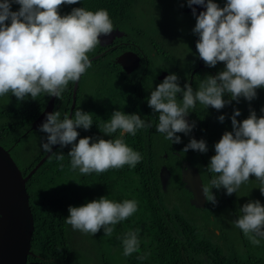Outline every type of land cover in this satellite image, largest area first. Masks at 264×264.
<instances>
[{"label": "clouds", "instance_id": "clouds-1", "mask_svg": "<svg viewBox=\"0 0 264 264\" xmlns=\"http://www.w3.org/2000/svg\"><path fill=\"white\" fill-rule=\"evenodd\" d=\"M188 6L202 5L206 11L196 17L193 29L199 40L196 49L199 58L208 67L218 63L225 69L216 76L208 75L197 90L191 84L182 89L176 74L168 75L151 92L147 103L158 113L156 131L165 134V139L181 143L177 133L188 134L190 126L185 119L197 103L217 110L225 107V94L233 100L243 97L252 101L257 89L264 88V0H227L221 8L213 0H187ZM19 4V11L11 5ZM80 3V0H2L0 2V97L11 93L17 100L26 97L36 100L41 93L59 98L69 82H78L91 67L88 53L99 43L101 36L113 31V23L107 10L74 8L70 14L61 15L60 8ZM193 15H196L193 9ZM10 22V23H9ZM182 94L178 101L177 94ZM264 111V110H262ZM231 118L233 131L225 132L215 144L208 171L216 174L209 185L203 186L207 201L216 203L212 189L223 188L231 196L242 184L255 176L259 191L264 195V116L257 117L254 111L242 122ZM219 120L223 122L224 116ZM92 114L77 108L73 118L60 119V112L50 113L40 131L47 133V142L42 148L52 153V146L72 145L68 157L73 171L80 174L104 173L110 169L135 167L142 159L138 151L129 147L123 137L135 135L138 129L150 127L139 114L127 115L122 111L111 114L108 122L97 125L100 132L111 136L119 130L115 139L93 140L80 138L76 143L78 128L90 130ZM206 153L204 140L191 139L183 149ZM63 160L62 153H54ZM137 211L135 200L115 202L101 197L85 205L68 209L65 222L73 230L96 235L103 229L111 236L114 225L127 220ZM241 215L234 221L245 237L254 245L264 238V205L250 201L240 208ZM123 255L130 256L140 250L138 230L129 231L122 239ZM144 257H138L143 259Z\"/></svg>", "mask_w": 264, "mask_h": 264}, {"label": "trees", "instance_id": "trees-1", "mask_svg": "<svg viewBox=\"0 0 264 264\" xmlns=\"http://www.w3.org/2000/svg\"><path fill=\"white\" fill-rule=\"evenodd\" d=\"M139 2V0H80L78 4L63 5L59 11L63 16L70 14L74 8L84 7L90 11L105 9L115 28L121 27L127 21V24H130L133 10ZM213 2L223 8L227 0H213ZM19 9V4L11 5L12 11ZM105 61L106 59L102 57L92 60L91 67L79 80L72 118L76 109L80 108L83 112L92 114L93 126L90 130L78 128L79 137L76 143L80 138L86 137H92L93 140L97 137L106 140L119 137V130L111 136H106L100 132L97 125L108 122L115 111L119 110L127 115L136 112V107L127 103V97L133 99V95L123 88L124 80L119 66L116 64L105 66ZM195 66L197 64L193 67ZM93 68L101 78L99 91L87 99L83 95L82 80ZM192 68L189 69L187 77ZM209 69L216 70V67ZM211 71L213 74L206 72L205 75L218 74L217 70L216 73ZM203 72L198 69L195 78L203 77ZM74 86L75 83L69 82L66 90L55 100L54 112H60L61 120L71 114ZM225 95L227 97L230 94ZM7 96L12 106L0 110V145L10 151L25 177L49 153L43 148L36 151L37 143L44 138V142H47L48 134L40 130H31V126L45 110L51 97L47 93H41L36 100L26 97L24 101H19L11 93ZM181 96V94L177 96L178 101L182 99ZM144 99L143 103L149 106L146 100L149 99V95ZM228 99L225 98L226 103ZM251 102L253 103L249 109L237 103L234 107L225 104L223 109L218 110L217 119L214 121L222 128L221 132L233 131L231 118L237 110L243 114L241 121L247 119L252 111L258 118L264 116L262 111L264 88L257 89V96ZM220 116L225 117L223 122L219 120ZM189 117L191 126L194 127L188 134L177 133L181 139L179 144L165 139V134L153 133L150 130H137L135 135L125 134L123 137L125 143L134 151H138L142 157L135 167L125 165L123 168L110 169L100 174L82 175L78 169L73 171L71 168V158L68 157V153L72 145H59L26 185L35 223L31 242L33 255L29 256L28 264H85L75 252L72 227L65 220L69 215L70 206L79 207L101 197H108L115 202L124 200L137 202V211L127 220L112 226L114 230L111 236H107L111 242L110 246L119 251L125 264H264V238H259L260 244L254 246L239 229L240 236L237 237L239 241L235 242L226 226L220 225L222 221H233L227 215L232 216L234 211L236 212L234 220L239 217L235 193L229 196L223 188L212 189L216 197L215 204L208 201L204 207L193 204L194 196L186 187L184 173L190 168H196L203 186L209 185L216 175L209 172L207 167L211 157L215 155L214 146L217 138L215 135L203 133L206 122L209 125L211 118L202 108L196 105L195 108L190 109ZM236 119L239 121L238 117ZM155 135H157L156 141L153 138ZM191 139L204 140L208 151L201 153L189 150L184 153L183 149ZM30 141L33 142L31 150L26 145ZM156 144L170 155L169 159L159 164L151 162L153 159L150 154L154 151L152 146ZM57 152L64 155L63 160L56 158L54 153ZM181 159H188L189 162H181ZM164 172L166 175H163ZM254 184L255 176L250 177V180L242 186L249 190ZM178 190L182 191L183 197H179V204L176 203L175 207H171L167 195ZM185 206L192 213L186 212ZM137 230L140 250L130 256H124L122 239L129 231ZM100 239V236H96L93 244L99 247ZM141 256L144 258L138 259Z\"/></svg>", "mask_w": 264, "mask_h": 264}, {"label": "rangeland", "instance_id": "rangeland-1", "mask_svg": "<svg viewBox=\"0 0 264 264\" xmlns=\"http://www.w3.org/2000/svg\"><path fill=\"white\" fill-rule=\"evenodd\" d=\"M140 2L135 6L133 10V16L130 22V30H129L128 38H124L125 41L136 42L139 46H142L145 51L148 52L149 59L155 63H162V47L165 46L169 51L167 54H171L175 61V67L177 68V75L185 76L186 70L187 73L189 69L192 68L198 62V58L196 52L194 51L195 44H197L199 37L198 34L194 33L193 29L196 25V19L193 15L187 12V23L185 22L186 16L185 12L179 11V5L181 4L180 0H139ZM178 7V12H177ZM187 30H186V24ZM133 31V32H132ZM196 34V35H195ZM158 41L160 43H158ZM154 42H157L154 43ZM153 43V45H152ZM145 44V45H144ZM157 46V48L154 47ZM98 46V45H97ZM97 46L88 53V57L94 56L96 51H98ZM146 48H145V47ZM155 54V56H151V54ZM187 56H189V64L187 62ZM171 65V64H170ZM208 67V66H207ZM217 73L225 69V64L218 63L216 66ZM209 68V67H208ZM211 68V67H210ZM216 73V70L211 69ZM206 75L200 77V81L197 80L194 86V90H197L200 83ZM100 77L98 76L97 71L95 69H90L89 74H87L84 79L82 80V91L83 95L89 99L92 97V94H97L99 91V84H100ZM153 77H150L148 80H153ZM226 96V95H225ZM229 98L226 105L234 107L235 104H242L243 108H250V105L253 103L251 101L246 100L245 98L241 97L238 101L233 100L231 97ZM8 96L5 95L0 97V110L5 107L12 106L11 102H8ZM197 106L202 108L204 112L208 113L209 115L213 116L218 110L212 107H206L202 104L197 103ZM238 108V107H237ZM241 113V112H240ZM243 114L241 113L238 116L240 122L242 119ZM213 119V118H212ZM217 119V118H216ZM215 120V119H213ZM232 131V130H231ZM229 132V131H226ZM225 132H219L215 134L218 140L221 139L222 135ZM103 138V137H101ZM40 139V138H37ZM104 139V138H103ZM45 140V138H44ZM44 140L37 143L35 147L36 151L41 150L42 143H45ZM34 141V140H33ZM29 149L31 150L33 146V142H27L26 144ZM30 152V151H29ZM251 178H254L252 176ZM260 183L255 178V184L253 187L249 188V190L245 189L241 185V187L235 193L237 196V214L240 216L241 213L239 212L240 208L243 207L244 204L250 201H260L262 205H264V195L261 194L259 191ZM181 190V189H180ZM176 191L175 193H169L167 195L168 202L171 207H175L174 205L177 203L179 204V197H183L182 191ZM185 211L191 212L187 206L184 207ZM236 212L234 211L230 217L233 219L230 222L222 221L220 225L226 226L227 230L233 236V240L238 242L239 235V228L235 227L234 225V218ZM233 223V224H232ZM202 227V225H199ZM96 236H100V244L99 247L95 246ZM72 237L75 245V252L79 256L81 260L85 264H125L123 258L120 256V253L117 249L110 246V239L104 235V231L98 232L95 236L91 233H83L79 230L72 229ZM73 250V249H72ZM74 251V250H73Z\"/></svg>", "mask_w": 264, "mask_h": 264}, {"label": "water", "instance_id": "water-1", "mask_svg": "<svg viewBox=\"0 0 264 264\" xmlns=\"http://www.w3.org/2000/svg\"><path fill=\"white\" fill-rule=\"evenodd\" d=\"M207 3V0H205ZM195 9L196 15H193ZM189 12L196 18L200 12L206 11L202 5H192ZM117 35H120L118 31ZM100 37V43L103 42ZM129 55H122L118 63L126 68ZM91 61V60H90ZM133 63L138 64V59H133ZM138 66V65H137ZM132 67L131 70H133ZM130 72V71H129ZM79 81L74 86V101L69 118H72L73 109L76 105V96ZM57 97H51L45 110L33 122L31 130H40L43 123L46 122L48 114L54 112L55 100ZM59 144L52 147V153ZM48 153L32 171L23 176L22 171L14 161L9 150L0 145V264H28L29 256L33 255L31 251L32 238L35 230L34 216L30 207V199L27 191V182L51 156ZM163 175H166L164 172ZM184 181L194 196L193 204L197 207H204L206 197L203 194V182L196 168H190L184 173Z\"/></svg>", "mask_w": 264, "mask_h": 264}, {"label": "flooded vegetation", "instance_id": "flooded-vegetation-1", "mask_svg": "<svg viewBox=\"0 0 264 264\" xmlns=\"http://www.w3.org/2000/svg\"><path fill=\"white\" fill-rule=\"evenodd\" d=\"M180 1H181V4L179 5V11L185 12V16H186L185 22L187 23V12L189 9L188 2L187 0H180ZM176 10L178 12V7ZM127 23L128 21L122 24L121 27L113 28V31L110 35L103 36L101 41L103 42L104 45L99 43L96 48L98 49V51H96L95 52L96 54L90 57L89 59L92 61V60H96L102 57L106 59L105 66H107L108 64L110 66H113L114 64L119 66V69L121 70L120 74L123 76V80L125 83V84L123 83V88L124 90H126V92L131 93V95H133L132 96L133 99H131L129 96L127 97V103L134 108L136 107L135 114H139L141 116V119L144 120L146 124L150 125V127L138 129V131H143V130L149 131L150 130V132L158 133L156 131V126L158 124V113H155L152 108H150L149 106L143 103L145 100L144 98L146 95H149V98H150L151 92L155 90L156 86L161 84L168 75L176 74L177 68L175 67V61L173 57H171V54L170 53L167 54L169 49H167L165 46H163L161 49L162 50V54H161L162 63L157 64V62L155 61V63L153 64V62L148 57V52L145 51V49H143L142 46H139L136 42L133 43L129 40L128 41L123 40L124 38H128V33L131 28L130 24H127ZM126 28H129V30H126ZM186 30H187V24H186ZM118 31L120 32L119 36L117 35ZM154 43L157 44V42H154ZM158 43L160 42L158 41ZM154 47L157 48V46L155 45ZM193 48L198 58L197 66L192 68V70L190 71L189 77H187V70H186L185 76L176 74L178 76L179 86L182 89L184 88L185 84H191V86L194 88L195 86L194 84L196 83V81L197 80L200 81V79L195 78L194 76L195 73L198 71V69H201L204 71L203 75H205L206 72L213 74V72L207 67V65L204 64L203 60L199 58V53L196 49V44H195V47ZM125 54L129 55L128 57L129 60L132 59L128 61V63L126 64V68H124L118 63L119 57ZM151 56L154 57L155 54L152 53ZM136 58L138 59V64L135 65V63H133V59H136ZM187 62L189 64V56H187ZM132 67H134L133 70H131ZM150 77H153L154 79L148 80ZM177 96H180V94L178 93ZM227 97H230V95H227ZM146 100L148 101V99ZM216 115H217V112L213 116L209 115L211 118V122L209 125L206 122V125H205L206 127L203 130L204 134L215 135L222 131L221 130L222 128H220L217 122L213 120V119H216ZM185 119L187 120L188 124L191 126L189 114L185 117ZM157 135L153 137L154 140H155V137H157ZM218 142L219 140L217 138V143ZM160 147L161 146L159 144L152 146V149L154 151H152V154L150 155L153 159V161H151L153 164L154 163L159 164L161 162H165V160L169 159L170 157L169 153L166 150H162ZM175 156L180 158V156L176 154ZM187 160L181 159V162H185ZM177 161L178 160H176V162ZM181 162L179 160V163Z\"/></svg>", "mask_w": 264, "mask_h": 264}]
</instances>
